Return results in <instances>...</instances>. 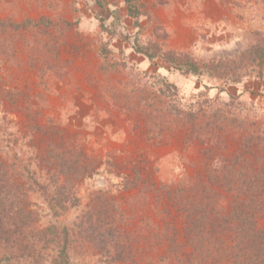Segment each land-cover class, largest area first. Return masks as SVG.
Masks as SVG:
<instances>
[{
  "label": "rangeland",
  "instance_id": "374dc122",
  "mask_svg": "<svg viewBox=\"0 0 264 264\" xmlns=\"http://www.w3.org/2000/svg\"><path fill=\"white\" fill-rule=\"evenodd\" d=\"M0 159V264H264V0H0Z\"/></svg>",
  "mask_w": 264,
  "mask_h": 264
},
{
  "label": "trees",
  "instance_id": "16d2710c",
  "mask_svg": "<svg viewBox=\"0 0 264 264\" xmlns=\"http://www.w3.org/2000/svg\"><path fill=\"white\" fill-rule=\"evenodd\" d=\"M178 61H180V62L178 63V62H175V60H173L175 65L178 63L176 66L173 65L175 68H180L183 66V64L181 63V60H178ZM14 186H15L14 183L12 184L9 182L8 172L5 170L4 163L0 159V219L3 215V213L5 214L8 212L9 206H11L13 204H15V206H16L18 204L16 199H18L20 196L15 194L16 190L14 189L15 188ZM251 205L252 204H249V206H251ZM249 206H247L245 208L246 213L247 214L248 213H256L257 210L254 208H252L250 210ZM17 207H19V206H17ZM23 207H24V205H23ZM252 226L253 227L251 230L253 231V234L249 237L247 236L244 238H246V239L249 238V240H251V241L253 238H255L254 240H257L256 244H258V243H260V242H258L259 239L261 240V242L263 241L262 232H261V230H259V228H257L255 226V224H253ZM1 231L2 230H0V233H1ZM250 237H252V238H250ZM237 239H239L238 241H243V238L242 239L237 238ZM258 246H260V245H258ZM61 255H63V254L61 253ZM61 255H59V258L58 257L56 258V262H57L56 264H63L65 262V258H62L64 255L63 256H61ZM4 257H7V253L5 254ZM10 260H11V258H10Z\"/></svg>",
  "mask_w": 264,
  "mask_h": 264
}]
</instances>
